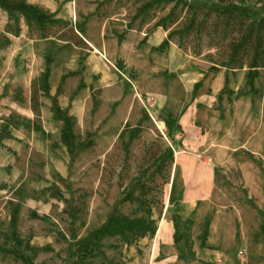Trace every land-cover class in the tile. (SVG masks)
Returning a JSON list of instances; mask_svg holds the SVG:
<instances>
[{
  "label": "rangeland",
  "instance_id": "obj_1",
  "mask_svg": "<svg viewBox=\"0 0 264 264\" xmlns=\"http://www.w3.org/2000/svg\"><path fill=\"white\" fill-rule=\"evenodd\" d=\"M26 1L55 13L65 24L49 29L50 39L38 40L22 22L21 34L16 37L6 32L9 19L0 10V264H72L76 258L69 251L70 230L79 229L82 214L73 224L71 212L82 209L83 191L92 192L87 199L88 215L95 214L102 224L122 198V178L125 187L142 169L151 168L152 172L151 157L159 147L162 152L168 147L176 151L186 147L193 152V144L200 142V133L206 134L200 129V114L193 115L185 130L178 118L184 110L196 106L200 90L193 99V88L200 81V71L207 73L204 82L219 72L225 73L224 86L211 108L216 121L206 132L217 136L219 125L230 110L233 117L241 113L237 115L241 128L255 132L259 122L254 104L251 108L249 100L243 98V89L250 88L248 69L233 71L222 67L224 51L214 46L210 35L191 33L188 25L192 14L183 5L167 18L174 4L138 13L150 0ZM248 1L264 4V0ZM164 19H168L169 30L157 27ZM80 28L83 34L78 32ZM172 31L175 32L168 47L162 49ZM73 32L79 38L63 41L73 37ZM49 58L52 63L47 95L43 91V74ZM216 67L218 70H214ZM73 69L78 72L75 76L70 75ZM240 73L244 75L243 82L238 78ZM254 84L264 94V69L259 70ZM34 95L38 101L35 107ZM251 95L254 93L247 92V97ZM54 99L77 118L79 134L84 139L92 134L95 141L94 149L74 162L61 142L63 125L54 118ZM235 103H239L236 108ZM196 109H200V104ZM236 129L230 128V134L222 140L209 136L207 141L220 146L236 144ZM134 131H138V136L127 150ZM254 162L262 166L260 161ZM215 169L220 196L228 200V205L248 206L262 224L264 206L258 210L255 199H248L240 170L234 165ZM168 173L157 178L153 205L156 221L169 205L174 166ZM56 190L67 201L60 200ZM16 208L20 209V246L11 226ZM121 210L136 216L135 204H125ZM174 211L175 207L170 208L167 216L173 218ZM186 226L185 221L180 222L181 232L187 231ZM84 228L78 231L79 237L87 234ZM107 242V247L117 249L115 244L122 241L119 238ZM112 254L111 262L106 259L109 264L115 259Z\"/></svg>",
  "mask_w": 264,
  "mask_h": 264
},
{
  "label": "crops",
  "instance_id": "obj_2",
  "mask_svg": "<svg viewBox=\"0 0 264 264\" xmlns=\"http://www.w3.org/2000/svg\"><path fill=\"white\" fill-rule=\"evenodd\" d=\"M43 43L39 42V44ZM77 54L80 55V52ZM93 58L103 60L102 57ZM76 71L77 69H73L71 73H78ZM206 75V71H200V81L197 83L201 82L202 85L196 106L184 110V113L178 116L185 130L186 126L191 125L193 115L200 114L202 123L200 129L206 134L200 133L202 134L200 142L193 144V152L188 151L186 147L180 148L179 151L174 150L172 191L169 196V205L164 208L162 218L157 221L156 234L140 239L130 246L118 242L115 244L117 249L107 247V240H118L119 238H107L103 242V254L90 259L87 264H109L108 262L113 260L111 259L113 257L109 255L110 252L115 256L112 264H264V233L261 230V223L254 217V211L248 206H242L240 203L228 205V200L220 196L221 190L218 187L215 169V167L236 166L241 172L243 190H246L248 199H255L256 208L263 209L264 94L255 87L256 94L247 97V92H251V88L243 89L246 95L243 98L249 100L251 108L254 104L256 110L259 126L255 132H251L248 128H241L240 117L237 118V115L240 116L241 113H236L233 117L230 110L219 125V133L213 136L212 131H206L212 126V122L216 121L212 117L216 113L211 108L217 102V95L224 86L225 73L219 72L216 76H211L210 81L204 82ZM239 77L243 82V73H240ZM83 90H85L84 85ZM199 104L200 109H196ZM238 104L235 103L234 108ZM233 126L237 128L235 130L236 144L220 146L215 142L207 141L212 136L216 140H222L230 134L229 129ZM254 160L260 161L262 166H257ZM174 207L175 215L182 221L191 222L188 230L184 231L191 237L192 242L189 246L186 238L180 240L177 245L175 244V225L173 218L167 216L170 208ZM95 217L93 213L88 215L84 228L88 231L85 236L105 222L99 224V217L97 219ZM206 227L208 236L206 246L202 247L201 236ZM181 253L187 255L185 259H180ZM106 259L109 261L107 262Z\"/></svg>",
  "mask_w": 264,
  "mask_h": 264
},
{
  "label": "trees",
  "instance_id": "obj_3",
  "mask_svg": "<svg viewBox=\"0 0 264 264\" xmlns=\"http://www.w3.org/2000/svg\"><path fill=\"white\" fill-rule=\"evenodd\" d=\"M171 4H174V7L167 18L175 14L178 6L183 5L187 8L188 12L192 14L190 24L188 25L191 33L200 32L201 35L211 36L209 37L212 38L214 46L221 48L225 53V61L221 63L222 67L233 71L248 69L246 76L247 86L251 88V93L256 94L257 91L254 83L258 77L259 70L264 69V4L260 6L249 4L248 0H150L138 10V13L146 14L155 8ZM0 10L4 11L9 19L6 32L16 37H19L21 34L22 22L28 27L33 39L38 40L50 39L51 36L47 34L48 30L65 24L63 20L57 18L55 13H50L26 0H0ZM167 20L164 19L161 23H158L157 27L169 30L170 27L166 24ZM78 32L83 34L84 30L80 28ZM174 32L169 33L168 40L161 45L162 49L168 47L169 38L172 37ZM76 38L79 37L73 32V37H65L63 41L73 42ZM122 40L123 37H120V42ZM7 42L10 43V41ZM51 63L52 59L49 58L45 73L43 74V91L47 95L50 94L49 78ZM214 70H218V68L216 67ZM77 74L70 73L72 76ZM65 80L66 77H63L62 81L65 82ZM228 85L229 80L226 78L225 88ZM80 88H83V85ZM200 88L201 83H198L194 89V98L197 96ZM219 100H221V97ZM32 102L35 107L38 103L36 95L32 98ZM97 108L98 102H95L94 111ZM35 111H37L36 108ZM53 114L54 118L63 125L61 142L66 148L72 162L82 154L94 149L95 141L93 135L88 134L86 139H84L77 130V118L62 109L56 99L53 100ZM169 118V120L172 119L171 114ZM169 120L166 121V125H169ZM124 132L125 130L121 136ZM137 136L138 131H134L126 146L127 150ZM170 136L168 134V137ZM0 143H2L1 138ZM151 160L154 162L152 172L151 168L142 169L125 187V179L122 178L119 181V186L124 188L121 194L122 198L114 205L110 217L101 227L84 238H80L78 231L86 226L88 217L87 199L92 196V192L83 191L82 209H75L71 212L73 224L79 221V213L82 214L79 229L70 230L69 251L76 258L72 264H87L90 259L103 254V242L107 238H120L124 244L130 246L140 239L156 234L157 221L154 218L153 205L156 200L155 191L158 189L157 178L167 176L168 172L172 170L175 163V151L173 147H168L162 152L161 147H159L153 153ZM56 191L60 200L67 201L60 191ZM125 204L136 205V216L131 217L122 212L121 207ZM19 212V208L14 210L11 226L14 230L13 236L16 239V243L20 246L22 243L17 235ZM38 218L43 219L41 217ZM181 221L177 215H173L176 229L174 236L175 244L177 245L180 240L186 238L189 246L192 240L187 232H181ZM186 224L190 226L191 222L186 221ZM187 226L186 229L188 230L189 227ZM261 230L264 233V222L261 224ZM207 236L208 228L206 227L205 232L201 236L202 247L206 246ZM186 256L185 253H181L180 259H185Z\"/></svg>",
  "mask_w": 264,
  "mask_h": 264
}]
</instances>
